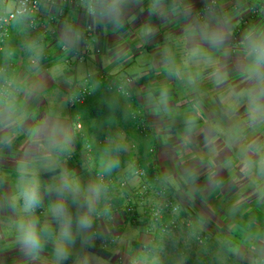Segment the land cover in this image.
I'll list each match as a JSON object with an SVG mask.
<instances>
[{"label":"crops","instance_id":"1","mask_svg":"<svg viewBox=\"0 0 264 264\" xmlns=\"http://www.w3.org/2000/svg\"><path fill=\"white\" fill-rule=\"evenodd\" d=\"M13 8V0H0V15ZM261 37L264 0H41L32 18L14 20L9 37L0 40V93L7 89L14 98L10 117L0 107V264H144L148 243L156 246L154 254L163 246L171 253L162 264L180 256L185 264L210 263L201 253L190 255L196 245L190 236L157 238L142 221V208L136 222L125 212L129 188L119 183L139 185L128 177L122 153L130 146L104 125L111 109L105 112L95 100L70 104L81 88L97 90L101 75L128 91L138 83L135 100L156 143L162 185L183 221L208 233L234 222L238 234H251L253 222L242 227L227 215L243 213L252 201L243 206L236 198L247 186L240 171L252 155L242 154L231 169L234 151L245 142L246 151L264 148L258 140L264 131L252 127L264 120V69L252 74L249 49V41ZM173 151L188 158L186 181L168 171L169 163H178ZM115 165L122 166L118 178L105 181ZM22 190L38 194L32 212L24 211ZM84 217L88 228L80 227ZM21 223L35 226L40 249L29 251L23 243ZM253 235L243 242L246 254L229 251L231 264H248L247 256L264 251V241ZM104 240L112 241L106 259L95 253ZM222 243L212 247H231Z\"/></svg>","mask_w":264,"mask_h":264},{"label":"rangeland","instance_id":"2","mask_svg":"<svg viewBox=\"0 0 264 264\" xmlns=\"http://www.w3.org/2000/svg\"><path fill=\"white\" fill-rule=\"evenodd\" d=\"M129 87H130V90H129L130 91V95L133 96L134 92L136 90V87L135 86H129ZM251 93H252V90H251L250 94ZM144 118H145V120H144V122H145L146 121V117L144 116ZM249 121L250 120L248 118L243 119V122L247 126L250 125ZM147 126L148 125L146 123V127ZM247 126H245V127H247ZM252 127L256 131L261 133L262 131H264V120L263 119L258 120V123H256V124L254 123L252 125ZM254 138L255 137L251 138L250 140L253 141ZM261 138L264 139V136H258V140L261 139ZM255 141H253L250 144L251 147L253 146V143ZM258 145H259V143H258ZM246 146H248L247 142L244 143V147L243 148H241L240 150H235L234 151L233 158L231 160V169H233L235 167V169L237 170L238 164L242 163V161L240 160L242 154L251 153L252 156L250 158H247L248 163H250V161H251L250 166L246 165L244 163L242 168H241L242 171H240L241 174L243 175L244 179H246V185L247 186L245 188H241V190L238 191V194H240V195H238V197H236V198H238L237 200H239V202L243 203V206H245L246 201L249 200V197H251V199H252L251 205L249 207L243 209L242 210L243 213L241 212V214H236L235 213V209H231L230 212H229L230 215H227V216L229 217V220H231V221L233 219L234 220L235 219L242 220V222H243V224H241L242 227H246L248 224L253 222V224H252L253 232L251 234H249V233L245 234L247 231H244L243 234H238L237 233L238 231H235L234 229H232V228H236V226L238 225V224H236L234 222H233L234 225H230L227 229L225 228L226 230H224V231L216 230V228H217V226H216L213 231H210V233L206 232L208 235L210 234L209 235V243H208V245H204L202 247H200L197 244L196 245H192V246H190V249H188V251L191 252L190 255L193 254V253L194 254L201 253L203 258H206V259L209 260L210 263H208V264H231V261H230L229 255H228L229 251L231 252V251L235 250L236 254H238V253L241 254V252H240V250H241V251L245 252V254H246V252L248 251V248L245 245H243V242H245L244 240H246V238L249 237L250 238L249 242H251L252 236H254L253 233H255V231L258 234H259V232H261L262 235H264V148L261 149V145L259 146V149H258V147H255V148L253 147L252 148V152H251V150L250 151L249 150L248 151L245 150ZM172 155L177 157L176 161L178 163L177 164L172 163V166L170 168H169V165H170V163H169L168 171L169 172L170 171H174V169H175L176 173H178L179 177L182 180L186 181L189 178V176H188L189 173H187L186 171L184 172V169H185L184 161L186 163L188 161V158L186 156H184V151L182 153L181 152L177 153V151H173ZM210 159H209V162H211ZM205 161H206V159H205ZM208 167L210 168V166H208ZM247 172H250V175L252 176L251 180H249V175H244ZM218 181H220V180H218ZM191 183L192 182H190V184ZM241 186H242V184H241ZM165 190L167 192L166 188H165ZM191 190H192V188H191ZM245 195H247V196L245 197ZM248 203H250V202L248 201ZM251 211H252V213H251ZM245 212L246 213L248 212V213L246 214ZM141 219H142L143 222H147L149 224V226L152 228L153 232L156 231L155 225H153L151 222L147 221L144 218H141ZM187 223H189V222H187ZM145 226H146V224H145ZM147 227H148V225H147ZM189 228L190 227H186L183 230V232L180 234L179 237L181 238V241H182V239L184 237H187V236L191 237V234L188 232ZM261 229H262V231H261ZM237 235H239V236H237ZM239 240H241V243L238 246L237 241H239ZM260 240L264 241V236ZM214 242L215 243L217 242V244H220V245L223 244L222 242H227V243L229 242L231 244V247L227 246V250H226L222 246V248H219L217 250V249H214L212 247ZM148 244H149V247H150V243H148ZM234 244H236L235 247H234ZM260 245H261V247H263L264 242H261ZM154 248H156V246H154ZM165 251L166 250H165L164 246L160 247L158 249V253H160L161 255L158 254L157 252H156L157 255L154 254V251L145 250V253L147 255H145V257L142 258L143 263L144 264H162L160 262V260H163L162 258L165 257V255H166V257L167 256L171 257V253L169 252L167 254H164ZM180 255H181V253H179V256ZM247 258L249 259V261H246L248 264L249 263L250 264H264V251L259 250L257 253H251V255L247 256ZM184 261H185L184 256H180V259L175 261V263H173V261L170 260V262H168V264H185ZM137 264H139V263L137 262Z\"/></svg>","mask_w":264,"mask_h":264},{"label":"built area","instance_id":"3","mask_svg":"<svg viewBox=\"0 0 264 264\" xmlns=\"http://www.w3.org/2000/svg\"><path fill=\"white\" fill-rule=\"evenodd\" d=\"M14 8L5 15H0V40H5L10 35V26L14 20L21 17H30L38 13L41 0H13ZM67 4L77 5L86 4L88 0H64ZM31 25H34V20L29 21ZM32 63H35L33 61ZM111 89H116L118 92L124 94L127 97H131L130 91L126 90L123 85H113ZM91 94L88 86L81 88L75 97L70 99V104L75 106L77 104H83L87 97ZM78 130L82 129V124L78 122L76 124ZM147 129L143 124L142 130ZM155 150L151 149V153ZM152 175V179L148 176L145 169L140 168L136 170L131 179L139 181V185L131 186L129 180H122L119 183L121 189L129 188L130 197L127 200L125 206V212L133 217V221L136 222L138 207L142 208L141 216L147 221L155 225L156 230L170 240V237L180 236L186 227H190L189 223H185L180 220L181 208L175 202V200L168 195L164 186L162 185V177L156 168ZM135 218V219H134ZM112 241L104 240L102 242V248L106 247Z\"/></svg>","mask_w":264,"mask_h":264},{"label":"trees","instance_id":"4","mask_svg":"<svg viewBox=\"0 0 264 264\" xmlns=\"http://www.w3.org/2000/svg\"><path fill=\"white\" fill-rule=\"evenodd\" d=\"M113 78L115 77L101 75L100 77V80L102 82L101 86L97 90L96 89L93 90V93L90 91L93 96L90 94L91 96L89 95L87 97L84 104L88 106L93 100H95L99 108L105 109V112L107 109H111V111L106 112L108 115L103 119V123L104 125L109 124V127L112 130L115 129V131H118L120 134L119 136L125 141L126 144L130 146L128 150L122 152L125 155L124 160L128 162L126 166H129L127 170V173L129 175L128 177L132 178L136 170L143 168L148 173V176L152 179V175L155 172L153 169L156 168V171L159 172L155 161L156 143L154 141L153 134L148 128L145 131L142 130V126L145 118L144 115H142L143 111L139 108V105L135 100L136 99L135 92L133 96L131 95V97H127L122 93L118 92L116 89L114 90L111 89L110 85L111 82L113 81ZM135 85L137 86L138 83H135ZM77 105L83 106V104L82 105L77 104ZM82 111L84 112L85 109H83ZM90 147H93L92 144L88 145V149ZM151 149H154L155 152L151 153ZM118 153H119L118 151L117 152L114 151V154L116 155L115 157H118ZM120 168H122V166L118 167L116 165L111 168H107L106 171H108L109 174H105L103 179L105 181H108L109 179H113L116 181V179L118 178L117 174L119 173ZM181 214L179 219L183 220ZM189 233L191 234V239L194 242V244H197L200 247L204 245H208L209 235L206 232L197 229V227H193V228H189ZM154 236L157 238L158 237L163 238V240L168 241L167 238L163 236L158 229L156 230ZM154 236H152L153 239ZM258 236L259 239H261L264 235H262V233L259 232ZM177 237L179 236L170 237V239ZM140 247L141 246L139 245L136 246L135 251L139 250ZM224 248L227 250V246H225ZM156 249L157 248H154V244H151L150 247L148 246L143 247L142 252H145V250L155 251ZM105 252H106L105 249L99 248L95 253L99 257H103L106 259L108 255L106 256L105 254H103ZM191 261L194 262L193 260ZM197 264H198V260H197Z\"/></svg>","mask_w":264,"mask_h":264},{"label":"clouds","instance_id":"5","mask_svg":"<svg viewBox=\"0 0 264 264\" xmlns=\"http://www.w3.org/2000/svg\"><path fill=\"white\" fill-rule=\"evenodd\" d=\"M250 55L253 56L252 74L259 75L261 69H264V37L251 39L249 41ZM0 107L4 108L10 117L14 112V98L12 94L5 89L0 93ZM24 200V211L32 212L38 205V194L33 191L22 190L20 193ZM91 226V221L88 217L80 220V227L88 228ZM19 230L22 233V241L29 248V251H36L41 248L40 237L35 226L31 223H21Z\"/></svg>","mask_w":264,"mask_h":264}]
</instances>
